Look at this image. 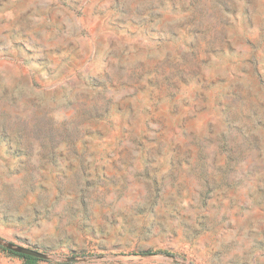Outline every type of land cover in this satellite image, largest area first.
Wrapping results in <instances>:
<instances>
[{
	"label": "rangeland",
	"instance_id": "374dc122",
	"mask_svg": "<svg viewBox=\"0 0 264 264\" xmlns=\"http://www.w3.org/2000/svg\"><path fill=\"white\" fill-rule=\"evenodd\" d=\"M0 247L264 264V0H0Z\"/></svg>",
	"mask_w": 264,
	"mask_h": 264
},
{
	"label": "water",
	"instance_id": "95a60500",
	"mask_svg": "<svg viewBox=\"0 0 264 264\" xmlns=\"http://www.w3.org/2000/svg\"><path fill=\"white\" fill-rule=\"evenodd\" d=\"M11 250H13L17 254L33 257L36 259H44L45 258V255H43L42 253L37 252L35 250H31V249L16 248V249H11Z\"/></svg>",
	"mask_w": 264,
	"mask_h": 264
},
{
	"label": "trees",
	"instance_id": "16d2710c",
	"mask_svg": "<svg viewBox=\"0 0 264 264\" xmlns=\"http://www.w3.org/2000/svg\"><path fill=\"white\" fill-rule=\"evenodd\" d=\"M0 250L2 252H5L7 254H11V255H13V256H15L17 258L22 259L24 261V264H37L39 261H41V259H36V258H33V257H29V256L13 253V252H10V251H8V250H6L4 248H1V247H0Z\"/></svg>",
	"mask_w": 264,
	"mask_h": 264
}]
</instances>
